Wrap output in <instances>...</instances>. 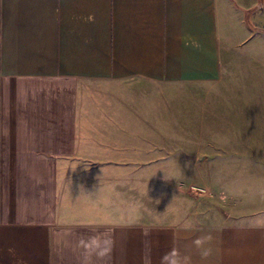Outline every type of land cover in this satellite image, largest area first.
Instances as JSON below:
<instances>
[{
    "label": "crops",
    "instance_id": "obj_1",
    "mask_svg": "<svg viewBox=\"0 0 264 264\" xmlns=\"http://www.w3.org/2000/svg\"><path fill=\"white\" fill-rule=\"evenodd\" d=\"M243 5L0 0V264H264V208L144 219L163 131L123 108L218 81Z\"/></svg>",
    "mask_w": 264,
    "mask_h": 264
},
{
    "label": "rangeland",
    "instance_id": "obj_2",
    "mask_svg": "<svg viewBox=\"0 0 264 264\" xmlns=\"http://www.w3.org/2000/svg\"><path fill=\"white\" fill-rule=\"evenodd\" d=\"M231 1L256 3L221 9V29L234 40L222 49L218 81L163 86L156 101L154 88L142 90L123 106L137 124L163 131V164L141 167L147 222L264 208V0Z\"/></svg>",
    "mask_w": 264,
    "mask_h": 264
}]
</instances>
